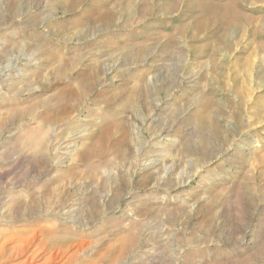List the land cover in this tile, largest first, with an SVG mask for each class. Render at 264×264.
Listing matches in <instances>:
<instances>
[{
    "label": "rangeland",
    "instance_id": "1",
    "mask_svg": "<svg viewBox=\"0 0 264 264\" xmlns=\"http://www.w3.org/2000/svg\"><path fill=\"white\" fill-rule=\"evenodd\" d=\"M0 264H264V0H0Z\"/></svg>",
    "mask_w": 264,
    "mask_h": 264
},
{
    "label": "bare ground",
    "instance_id": "2",
    "mask_svg": "<svg viewBox=\"0 0 264 264\" xmlns=\"http://www.w3.org/2000/svg\"><path fill=\"white\" fill-rule=\"evenodd\" d=\"M17 255V254H16Z\"/></svg>",
    "mask_w": 264,
    "mask_h": 264
}]
</instances>
